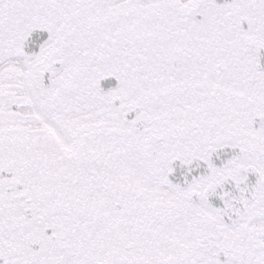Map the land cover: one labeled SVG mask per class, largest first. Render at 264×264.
I'll use <instances>...</instances> for the list:
<instances>
[{"label":"snow or ice","instance_id":"obj_1","mask_svg":"<svg viewBox=\"0 0 264 264\" xmlns=\"http://www.w3.org/2000/svg\"><path fill=\"white\" fill-rule=\"evenodd\" d=\"M0 264H264V0H0Z\"/></svg>","mask_w":264,"mask_h":264}]
</instances>
